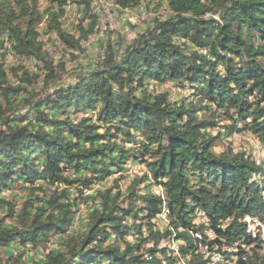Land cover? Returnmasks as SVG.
Segmentation results:
<instances>
[{"label": "trees", "instance_id": "16d2710c", "mask_svg": "<svg viewBox=\"0 0 264 264\" xmlns=\"http://www.w3.org/2000/svg\"><path fill=\"white\" fill-rule=\"evenodd\" d=\"M67 1L43 9L40 0H0V264H29L8 253L13 243L45 250L56 238L59 248L34 264H206L193 232L229 242L245 234V216L264 220V159L232 142L248 135L264 152V0H110L165 14L102 44L76 71L68 54L84 51L99 17L93 0H76L74 34ZM44 18L59 59L42 39ZM163 85L193 91L180 100ZM130 164L152 177L138 173L123 189ZM16 188L24 198L4 195ZM88 199L100 204L74 230ZM201 210L208 225L196 222ZM172 235L180 256L159 245ZM261 252L237 264H264Z\"/></svg>", "mask_w": 264, "mask_h": 264}, {"label": "rangeland", "instance_id": "374dc122", "mask_svg": "<svg viewBox=\"0 0 264 264\" xmlns=\"http://www.w3.org/2000/svg\"><path fill=\"white\" fill-rule=\"evenodd\" d=\"M40 1L41 6L44 9L47 5V2L46 0ZM92 4L94 12H96L99 17V26L95 33L89 38V40L83 42L84 51H74V54L78 56L76 59H73L68 54V69L72 71L80 70L84 67L86 68L89 65L94 64L98 55L101 52L102 44H106L109 40L116 41V38H118V36L123 37L124 39H130L135 35L137 31L144 29L151 22H153V19L158 14L160 16H164L165 14V9L163 8V6L159 8L155 7L154 9H151V7L150 9H148L146 8L147 3H144L143 7H141L139 10H134L129 13L120 12V10L110 7L109 4L103 2L102 0H93ZM81 8L82 6L78 2H76V0H68L66 3V15L64 17L65 27H67V29L74 34L76 32V24L79 22L82 15ZM46 28L47 18H44L40 25L42 39L47 43L49 49L55 55V57L59 59L63 53L62 49L60 48V42L58 41L57 36L55 34H46ZM7 59L8 63L10 64L14 63L16 60V58L11 54L8 55ZM25 63L33 67V69L35 68L33 62L25 61ZM67 77L69 76H66L65 78ZM158 88L161 91H164L165 88H167V90H170V92L173 93V97L177 95L180 100L189 97V92L193 91V89L191 88L184 91V93L180 91L179 88L177 89L172 85H163V87L161 86ZM222 124L224 123H220L219 127L215 128V134H217L218 131L224 132L223 130H221L222 128H220L222 127ZM224 136L225 134H223V137ZM243 137L244 138H240L239 136L233 137L235 139L232 141L233 145L239 149L246 148V146H248L246 144H250L249 146H253L254 144L257 145V141H255V138L248 137V135H245ZM226 140L230 141L227 139V137ZM219 142L220 143L216 146V149L218 151L222 150L225 145H227V142ZM143 172L146 173L148 171L141 170L138 165L130 164L128 170L124 171V173H126V175L128 176L126 178H123L122 188L125 189L126 186L133 181V179L138 173L142 174ZM149 173L150 172H148V174ZM26 192L27 191L24 189L16 188L11 191H5L4 195L11 198L18 197V199H21L25 197ZM91 192L92 189L87 190L88 194H91ZM2 193H0V196L2 195ZM74 195L76 196L77 194L75 193V191H72V196ZM95 204L98 205L100 204V202L98 200L94 202L92 199H88L87 201H81L79 203L77 207L76 219L72 227L74 230L85 227L86 223L88 222L89 212L93 210ZM201 240L203 241V236L201 237ZM58 248L59 242L58 238H56L50 242L49 246L45 250H42L41 248H34L32 244L20 246L18 243H13L10 246L8 253H12L13 255L23 253L24 258L29 262V264H34V262L42 260L47 252L51 250H56ZM169 250L172 251L171 249Z\"/></svg>", "mask_w": 264, "mask_h": 264}, {"label": "built area", "instance_id": "2783aa9c", "mask_svg": "<svg viewBox=\"0 0 264 264\" xmlns=\"http://www.w3.org/2000/svg\"><path fill=\"white\" fill-rule=\"evenodd\" d=\"M110 5L112 8H116L120 10V12H131L129 9L122 10L118 5H115L110 0H102ZM237 136V135H235ZM238 138V137H237ZM253 141V140H252ZM254 142V141H253ZM255 145V144H254ZM256 149L254 151V155L258 163L264 159V152L261 148V145L257 142ZM257 178L261 179V173H257ZM149 177L151 178V174L149 173ZM160 193L162 198L165 200L164 191L162 187H160ZM264 196V190H263ZM167 212L168 209L164 208L163 212L160 214V220L158 221L159 227L163 226L167 223ZM199 213V212H198ZM196 221L199 224L208 225L209 220L206 215L205 210H201ZM246 223V235L239 240L236 241H222V242H203L199 241L198 247L200 252L204 255L206 264H237L239 260L246 261L249 259V256L252 254L253 250H261L264 251V220L258 217L247 216L244 218ZM197 222V223H198ZM197 238H201L200 233H193ZM259 244V247L257 248ZM155 242L151 241L150 246H154ZM160 247H167L172 250L174 255L180 256L179 253V242L176 240L175 235H172L169 238H164L159 242ZM161 257V255H160ZM181 264H187L182 261Z\"/></svg>", "mask_w": 264, "mask_h": 264}, {"label": "clouds", "instance_id": "9594fccd", "mask_svg": "<svg viewBox=\"0 0 264 264\" xmlns=\"http://www.w3.org/2000/svg\"><path fill=\"white\" fill-rule=\"evenodd\" d=\"M261 176H262V174H261ZM262 178V177H261ZM263 190H264V188L262 189V194H263ZM247 216H250V215H247ZM247 216H245V217H247ZM244 217V218H245ZM253 217H257V216H253ZM259 218V217H258ZM261 219V218H260ZM209 220V219H208ZM243 221H244V219H243ZM244 223H245V221H244ZM199 224V223H198ZM209 224V223H208ZM245 225H246V223H245ZM208 233V235L210 236L208 239L210 240V238H215L216 237V234H215V232L214 231H207ZM193 233H199V232H193ZM192 233V234H193ZM201 234V233H200ZM194 235V234H193ZM246 235V227H245V234L243 235V237ZM195 236V235H194ZM196 237V236H195ZM201 237H202V235H201ZM197 238V237H196ZM199 241L201 240V238L199 239V238H197ZM207 239V241H209ZM241 239V238H240ZM237 240H239V239H237ZM222 241H225V240H222ZM221 241V242H222ZM231 241H236V240H231ZM203 242H205V241H203ZM226 242H228V241H226ZM230 242V241H229ZM258 246H259V244H258ZM200 251V250H199ZM262 254H264V251H262L261 252ZM251 256V255H250ZM249 256V257H250ZM182 261H184V262H186L185 260H182ZM182 261L181 262H179V263H182ZM240 261V260H239ZM241 261H243V260H241ZM247 261V260H246ZM187 263V262H186ZM238 263V262H237Z\"/></svg>", "mask_w": 264, "mask_h": 264}]
</instances>
